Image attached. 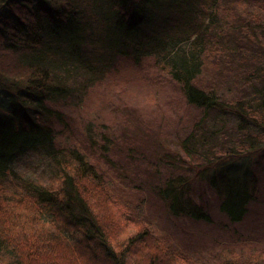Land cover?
<instances>
[{"label": "trees", "instance_id": "16d2710c", "mask_svg": "<svg viewBox=\"0 0 264 264\" xmlns=\"http://www.w3.org/2000/svg\"><path fill=\"white\" fill-rule=\"evenodd\" d=\"M118 56L153 58L201 110L182 155L198 178L211 173L232 223L246 216L258 192L249 157L264 150L259 0H0V264H200L129 214L106 145L88 155L54 144L51 122L63 119L51 105H69ZM29 148L49 159L52 182L13 170ZM187 183L168 181L157 194L174 213L207 219ZM210 264H264V252Z\"/></svg>", "mask_w": 264, "mask_h": 264}, {"label": "rangeland", "instance_id": "374dc122", "mask_svg": "<svg viewBox=\"0 0 264 264\" xmlns=\"http://www.w3.org/2000/svg\"><path fill=\"white\" fill-rule=\"evenodd\" d=\"M259 1L264 8V0ZM51 107L63 119L51 122L56 147L73 146L93 155L99 151L93 143L98 149L106 145L107 171L114 181L118 179L119 201L129 206V214L150 222L156 236L191 256L193 263L210 264L231 251L264 252V150L249 157L258 179L256 198L243 220L232 223L207 184L211 173L198 178L201 175L181 152L180 142L193 129L201 110L188 104L181 86L161 72L153 58L135 62L115 57L101 80L87 85L69 105ZM45 156L29 148L18 154L13 170L50 183L52 169ZM119 175H126V182ZM181 178L188 182L187 196L204 207L207 219L176 214L157 194L158 185ZM137 230L131 228L129 234Z\"/></svg>", "mask_w": 264, "mask_h": 264}]
</instances>
